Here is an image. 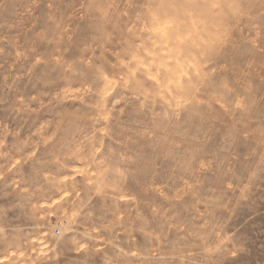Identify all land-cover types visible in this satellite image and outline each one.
I'll return each instance as SVG.
<instances>
[{
    "label": "rangeland",
    "instance_id": "rangeland-1",
    "mask_svg": "<svg viewBox=\"0 0 264 264\" xmlns=\"http://www.w3.org/2000/svg\"><path fill=\"white\" fill-rule=\"evenodd\" d=\"M0 264H264V0H0Z\"/></svg>",
    "mask_w": 264,
    "mask_h": 264
},
{
    "label": "bare ground",
    "instance_id": "bare-ground-1",
    "mask_svg": "<svg viewBox=\"0 0 264 264\" xmlns=\"http://www.w3.org/2000/svg\"><path fill=\"white\" fill-rule=\"evenodd\" d=\"M159 23H161V22H159ZM165 36V35H164ZM163 38V37H162ZM154 44V43H153ZM160 44V43H159ZM138 56V55H137ZM140 56H142V55H140ZM143 57V56H142ZM169 57V56H168ZM172 58V57H171ZM140 59V58H139ZM177 84V83H176ZM97 194V193H96ZM104 199V198H103ZM106 199V198H105ZM115 200V199H114Z\"/></svg>",
    "mask_w": 264,
    "mask_h": 264
}]
</instances>
